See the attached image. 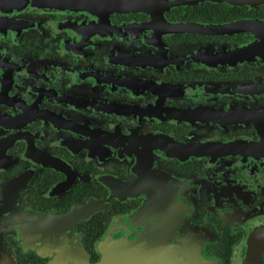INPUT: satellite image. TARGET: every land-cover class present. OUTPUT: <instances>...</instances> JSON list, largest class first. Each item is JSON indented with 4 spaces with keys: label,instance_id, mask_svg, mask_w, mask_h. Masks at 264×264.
<instances>
[{
    "label": "flooded vegetation",
    "instance_id": "1",
    "mask_svg": "<svg viewBox=\"0 0 264 264\" xmlns=\"http://www.w3.org/2000/svg\"><path fill=\"white\" fill-rule=\"evenodd\" d=\"M124 2L0 0V264H264V1Z\"/></svg>",
    "mask_w": 264,
    "mask_h": 264
},
{
    "label": "water",
    "instance_id": "2",
    "mask_svg": "<svg viewBox=\"0 0 264 264\" xmlns=\"http://www.w3.org/2000/svg\"><path fill=\"white\" fill-rule=\"evenodd\" d=\"M126 4L138 6L146 0H124ZM155 3V0H152ZM158 1V0H157ZM254 0H232V2H244ZM258 2L264 0H256ZM151 3V2H150ZM172 29H192L203 32L234 33L240 31L250 32L254 39L246 43L226 45L225 47L206 48L207 56L204 57V64L210 68H225L237 66L238 64L249 65L253 63H264V19L243 18L237 21L223 24H200L186 23L170 25Z\"/></svg>",
    "mask_w": 264,
    "mask_h": 264
}]
</instances>
